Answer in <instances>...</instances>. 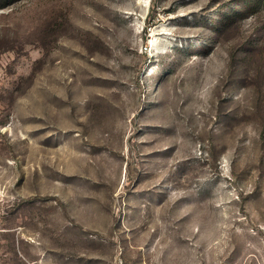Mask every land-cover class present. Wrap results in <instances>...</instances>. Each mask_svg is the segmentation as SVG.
Masks as SVG:
<instances>
[{
  "label": "rangeland",
  "instance_id": "obj_1",
  "mask_svg": "<svg viewBox=\"0 0 264 264\" xmlns=\"http://www.w3.org/2000/svg\"><path fill=\"white\" fill-rule=\"evenodd\" d=\"M0 264H264V0H0Z\"/></svg>",
  "mask_w": 264,
  "mask_h": 264
}]
</instances>
